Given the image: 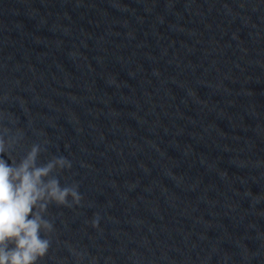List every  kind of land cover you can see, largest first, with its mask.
Masks as SVG:
<instances>
[{
	"label": "water",
	"instance_id": "1",
	"mask_svg": "<svg viewBox=\"0 0 264 264\" xmlns=\"http://www.w3.org/2000/svg\"><path fill=\"white\" fill-rule=\"evenodd\" d=\"M0 264H264V0H0Z\"/></svg>",
	"mask_w": 264,
	"mask_h": 264
}]
</instances>
